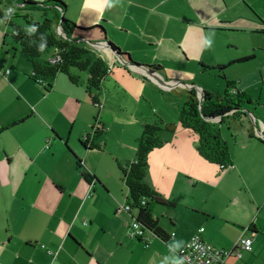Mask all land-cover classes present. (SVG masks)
<instances>
[{
    "label": "crops",
    "instance_id": "0c3cea01",
    "mask_svg": "<svg viewBox=\"0 0 264 264\" xmlns=\"http://www.w3.org/2000/svg\"><path fill=\"white\" fill-rule=\"evenodd\" d=\"M62 1L67 4L65 16L79 27H102L103 33L92 28L76 38L109 71L101 85L99 108L91 104L85 91L84 71L70 69L76 83L58 74L40 84L30 77L31 64L10 37L12 43H6L8 26L0 21V67L9 69L7 75L0 74V264H174L180 258L179 250L200 228L203 240L217 248L229 249L240 238H252V250L240 259H229L228 264H264V124L256 116L260 98L253 101L250 97L253 104L247 106L249 114L242 119L246 139L240 157L224 171L198 155L197 136L179 125L177 111L174 116L157 111L165 123L175 125V132L148 154L145 180L164 199L179 198L173 208L156 205L153 209L164 239L150 231H145V240L129 236L136 213L121 208L125 203L110 187V179L117 172L120 175L118 162L131 160L126 153L110 154L106 159L102 140L110 117L143 130L145 117L141 114L144 120L137 119L123 99L130 87L148 90L163 83L180 98L190 85L211 92L189 80L179 66H174V78L161 76V61L196 60L201 74L215 72L202 71L199 62L207 66L230 63L224 70L227 77L228 67L255 60L252 54L215 52L211 60L205 58L204 52L200 54L204 43L201 28L212 36L219 31L218 36L244 33L263 37L264 0H78L81 4L72 9V0ZM174 2L186 10L179 15L173 9L165 10L167 5L174 8ZM175 23L183 26V33L167 34ZM109 33L123 42H137L139 49L152 53L150 61L135 58V50L121 48ZM107 43L128 54L133 63L158 70L151 76L142 68L126 65ZM249 43L248 50L264 47L260 41L250 39ZM248 56L252 58L239 61ZM50 58L51 51L40 60ZM14 101L17 105L12 107ZM143 101L150 104L148 96ZM78 103L86 106L85 111ZM95 118L102 128L96 139L100 147L85 148L80 139L91 132ZM125 146L135 155V145ZM77 158L96 180L81 176ZM254 171L260 175L255 176ZM218 179L229 182L228 198L234 203L227 211L211 212L198 200L206 198L207 186Z\"/></svg>",
    "mask_w": 264,
    "mask_h": 264
},
{
    "label": "trees",
    "instance_id": "16d2710c",
    "mask_svg": "<svg viewBox=\"0 0 264 264\" xmlns=\"http://www.w3.org/2000/svg\"><path fill=\"white\" fill-rule=\"evenodd\" d=\"M12 8L14 11L5 18L4 10ZM66 4L62 0H46L36 2L32 0H0V21L8 26V35L18 47V51L31 64L30 77L35 81L53 80L56 75L64 74L72 83L77 78L70 74V69L87 73L85 91L93 106L99 108V94L102 82L108 75V67L99 57H92L89 51L78 41L76 35L89 29H97L103 33L100 25L92 28L79 27L75 22L65 17ZM41 15L40 21L33 20L31 12ZM20 17L22 22H16ZM32 31H29V28ZM114 55L126 65L142 67L133 63L128 54L120 51L112 43H107ZM51 51L53 61H41L40 57ZM252 56L244 57L239 61H247ZM230 63L216 66H207L199 62L200 69L206 72H215L216 76L224 80L223 94L212 93L207 90H198L190 85L187 87L185 101L178 115L179 125L197 136L196 151L206 162L224 171L232 167L231 154L226 141L222 138L220 127L226 125L229 129L236 124L242 125V119L249 114L248 105L253 104L245 91L237 90L233 81L226 79L224 70ZM145 67V66H144ZM148 67V66H146ZM154 72L158 67H149ZM155 74V73H154ZM253 124L256 123L253 121ZM258 130V129H257ZM102 128L95 118L91 132L80 139L85 148H99L96 139ZM175 132V125L165 123L156 117L153 122L143 125L142 134L135 141V155L133 160L119 163L118 170L121 180L127 188L125 204L128 213L135 212L132 217L141 229L150 231L154 235L165 238V233L153 219L152 212L156 205L173 208L178 202L176 199H164L146 182L148 154L161 147L167 140L166 135ZM250 137L253 129H248ZM77 168L86 181L96 180L94 176L82 169L80 159H76Z\"/></svg>",
    "mask_w": 264,
    "mask_h": 264
},
{
    "label": "rangeland",
    "instance_id": "374dc122",
    "mask_svg": "<svg viewBox=\"0 0 264 264\" xmlns=\"http://www.w3.org/2000/svg\"><path fill=\"white\" fill-rule=\"evenodd\" d=\"M78 3H80V1L72 0L70 3V9H72V7ZM174 5H176L174 8L168 7V5L165 6V10L171 12L173 9V12L176 11V14L178 15V12H181L182 9L186 10L185 8H181L179 4L175 2ZM30 14L33 20H41V15L39 12L33 11ZM15 21L22 22L20 17L16 18ZM174 26L175 29H172L171 27L167 34H171L173 32L176 33V31L178 32V30L179 33H183V26L181 24L175 23ZM201 32L204 43L202 44L200 54L204 52L205 58H209L211 60V56L214 52L231 56H239L242 54H252L255 56V60H253L252 62L246 63L242 66L228 67L226 69V79L229 81H235L236 86L241 90H245V92L249 97H251L253 101H257V99L260 98V106L258 107V109L260 110L257 109L256 116L259 122L264 124V47H257L258 49L254 51L252 49L248 50V48L251 46L249 43L250 39L253 41H260L261 44H264V36L261 37L256 34L249 35L244 33H235L229 34V36L227 37H231V39L228 40L226 36H218L219 31L216 32L217 34H215L214 36H212V32L206 31L203 28H201ZM109 37L118 42L121 48L129 47L135 50L134 56L138 60L142 62L150 61L152 53L147 50L145 51L139 49L140 45L137 42H123L117 37H113L111 33H109ZM209 38H211L212 40L210 41ZM5 39L8 45L12 43L10 42L11 40L9 36H7ZM206 40L209 41V44L205 43ZM212 46L213 48H211ZM232 46H234L235 48ZM11 51L12 50L10 49V53H12ZM160 66L162 70L161 76H168V80L172 78L174 74H176L174 66H179V70L184 71L187 75V78L189 80H194L195 82H197L198 86H200L202 89L207 88L213 93L223 94L225 83L220 78L214 76L216 75V73L201 74L200 72H197L196 60H187L186 62L182 61L179 64H177V62L165 60L161 61ZM130 91L131 92H129V94L127 93L126 97H123V99L128 101L130 107L135 111L134 115L137 119H140L141 121L144 120H142L141 114L145 117V123H150V121L152 122L156 117H160L157 114V111L161 113L165 112L164 114H170L171 116H174V113L177 111V114H175V116L176 118H178L179 108H181L183 102L185 101V93H183L182 97L180 98L178 93L170 92L167 89L166 85H164L163 83L157 84L155 86L153 85V87L148 90H144L139 87H130ZM144 91L147 92L143 93ZM144 96L149 97V105L143 101ZM15 105H17V102L14 101L12 107H14ZM77 106L79 108L81 107L80 109L85 111L84 107L86 106L82 105L81 103H78ZM110 118L111 122L106 123L104 135L102 136V140L105 142L106 159H110V154L117 155L126 153L130 158L128 160H132L134 158V151L128 149L125 145H135L134 140L142 134V130L138 131L134 123L124 124L119 119L117 121V119L114 120L113 117ZM220 132L222 138L228 144L232 161L234 160V158L240 157V151L243 147L244 140L246 139V134L245 131L242 130V127L239 126V124H236L229 129L226 125L223 124L220 127ZM225 173L229 174L230 170H227ZM254 174L255 176L260 175L258 171H254ZM101 176L102 178H105L103 177V175ZM110 180V183H112L110 184L111 186H109L113 191L116 192V194H118L123 199V203H125L124 199L127 194V188L125 183L123 181H120V175L118 174V172L116 173V177ZM228 183L227 180L218 179L213 184L207 186L206 198L204 199L203 197H201V199L198 200V203H203L205 205V208L211 212L227 211L229 207L231 208V205L234 203V199L228 198ZM179 214H181L182 216L184 215L182 211L181 213L179 212Z\"/></svg>",
    "mask_w": 264,
    "mask_h": 264
},
{
    "label": "built area",
    "instance_id": "2783aa9c",
    "mask_svg": "<svg viewBox=\"0 0 264 264\" xmlns=\"http://www.w3.org/2000/svg\"><path fill=\"white\" fill-rule=\"evenodd\" d=\"M54 58L51 57L49 60L53 61ZM8 73V68L0 67V74L5 76ZM38 83L45 84L42 80H38ZM121 208L124 211L128 210L126 204L121 206ZM202 231L203 229L200 228L179 250L178 254L180 258H183L184 264H228L229 259H240L244 252H250L252 250V238L250 237L240 238L234 247L225 249L214 247L205 242L201 237ZM129 236L139 240H145V230L141 229L133 219L129 225Z\"/></svg>",
    "mask_w": 264,
    "mask_h": 264
},
{
    "label": "clouds",
    "instance_id": "9594fccd",
    "mask_svg": "<svg viewBox=\"0 0 264 264\" xmlns=\"http://www.w3.org/2000/svg\"><path fill=\"white\" fill-rule=\"evenodd\" d=\"M12 11H14V9H12V8L5 9L4 10V12H5V18H8L9 13H11ZM28 30L29 31H32V28L30 27ZM205 43L206 44H209V41L206 40ZM171 247L175 248V247H177V245H172ZM174 264H184L183 258L176 259L174 261Z\"/></svg>",
    "mask_w": 264,
    "mask_h": 264
},
{
    "label": "water",
    "instance_id": "95a60500",
    "mask_svg": "<svg viewBox=\"0 0 264 264\" xmlns=\"http://www.w3.org/2000/svg\"><path fill=\"white\" fill-rule=\"evenodd\" d=\"M135 68H142L143 70H145L146 72H147V74H149V75H151V76H153L154 75V71L151 69V68H149V67H144V66H142V67H138V66H134Z\"/></svg>",
    "mask_w": 264,
    "mask_h": 264
}]
</instances>
